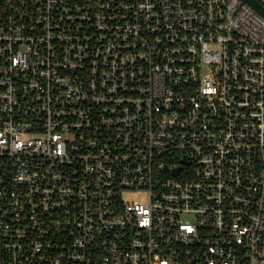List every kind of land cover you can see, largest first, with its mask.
Here are the masks:
<instances>
[{
	"label": "built area",
	"instance_id": "built-area-1",
	"mask_svg": "<svg viewBox=\"0 0 264 264\" xmlns=\"http://www.w3.org/2000/svg\"><path fill=\"white\" fill-rule=\"evenodd\" d=\"M0 264H264V16L0 0Z\"/></svg>",
	"mask_w": 264,
	"mask_h": 264
},
{
	"label": "water",
	"instance_id": "water-1",
	"mask_svg": "<svg viewBox=\"0 0 264 264\" xmlns=\"http://www.w3.org/2000/svg\"><path fill=\"white\" fill-rule=\"evenodd\" d=\"M244 2L251 5L254 9H256L262 16H264V0H243ZM179 168L175 170V173H178Z\"/></svg>",
	"mask_w": 264,
	"mask_h": 264
},
{
	"label": "trees",
	"instance_id": "trees-1",
	"mask_svg": "<svg viewBox=\"0 0 264 264\" xmlns=\"http://www.w3.org/2000/svg\"><path fill=\"white\" fill-rule=\"evenodd\" d=\"M262 1V0H261ZM263 2V1H262Z\"/></svg>",
	"mask_w": 264,
	"mask_h": 264
}]
</instances>
